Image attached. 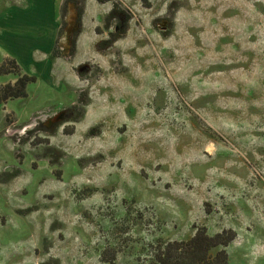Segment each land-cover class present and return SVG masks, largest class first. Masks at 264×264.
<instances>
[{
    "label": "rangeland",
    "instance_id": "1",
    "mask_svg": "<svg viewBox=\"0 0 264 264\" xmlns=\"http://www.w3.org/2000/svg\"><path fill=\"white\" fill-rule=\"evenodd\" d=\"M59 29L61 59L0 101V264H146L200 226L264 264V0H62Z\"/></svg>",
    "mask_w": 264,
    "mask_h": 264
},
{
    "label": "trees",
    "instance_id": "2",
    "mask_svg": "<svg viewBox=\"0 0 264 264\" xmlns=\"http://www.w3.org/2000/svg\"><path fill=\"white\" fill-rule=\"evenodd\" d=\"M105 2L108 0H98ZM148 4V0H142ZM83 8H78L76 27L70 37V54L75 52L77 36L81 31ZM132 18L130 12L119 6L117 2L106 16L105 25L110 27L114 21L115 31L113 38L122 36L128 29ZM60 31V29H59ZM56 48L53 56L57 55ZM7 64L10 67H7ZM13 73L14 81L0 82V101L27 96V86L36 81V75L22 71V67L13 57L3 59L0 62V75ZM76 109V106L73 109ZM236 237V232L231 229H223L215 234H209L205 226L196 228L192 237L187 240H166L155 244L150 252V259L146 264H229L226 247Z\"/></svg>",
    "mask_w": 264,
    "mask_h": 264
},
{
    "label": "crops",
    "instance_id": "3",
    "mask_svg": "<svg viewBox=\"0 0 264 264\" xmlns=\"http://www.w3.org/2000/svg\"><path fill=\"white\" fill-rule=\"evenodd\" d=\"M93 2L87 0L88 5ZM31 3L30 7L29 2L22 8L7 9L0 20V31H5L0 51L15 58L22 68L30 62L36 69L49 71L52 60L61 59L52 55L60 28L62 0H33ZM85 8L87 10V4ZM80 38L81 35L78 43ZM67 46V41L62 40L61 49L66 50Z\"/></svg>",
    "mask_w": 264,
    "mask_h": 264
}]
</instances>
